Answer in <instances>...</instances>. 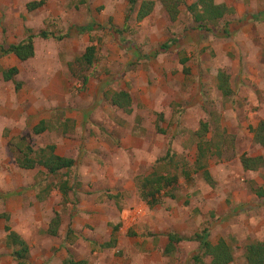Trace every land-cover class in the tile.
I'll return each instance as SVG.
<instances>
[{"label":"rangeland","instance_id":"obj_1","mask_svg":"<svg viewBox=\"0 0 264 264\" xmlns=\"http://www.w3.org/2000/svg\"><path fill=\"white\" fill-rule=\"evenodd\" d=\"M39 1L0 0V45H18L30 35L37 44V55L25 62L0 56V264H22L8 246L7 225L28 244V264H64L69 254L89 264H209L208 257L194 259V238L203 232L212 245L230 244L231 264H249L247 247L264 242V146L253 139L264 120V18L254 19L264 12V0H215L227 7L226 15L208 23L189 10L197 0H183L175 21L160 0H139L132 13L128 0H44L35 11L27 8ZM143 2L155 5L140 21ZM91 23L99 26L92 33L56 39ZM225 28L228 37L221 35ZM42 32L48 39L39 37ZM177 39L179 46L155 54ZM89 46L96 48L92 65L82 59ZM14 67L15 80L6 82L4 73ZM220 74L232 89L228 96L219 90ZM122 91L131 98L125 110L113 104ZM57 110L75 126L81 121L91 134L81 136L78 129L84 144L99 128L94 149L100 140L112 147L118 135L132 134L148 142L150 158L171 153L162 171L179 183L169 194L173 203L158 211L166 231L153 233L144 217L130 222L127 211L140 207L139 195L137 202L132 193L126 200L112 187L101 189L96 177L83 176L79 163L106 168L97 150L88 154L86 146L77 166L56 175L42 166H19L18 158L30 151L49 154L53 146L63 152L64 118ZM41 123L48 130L34 134ZM200 144L206 165L196 171ZM247 159H257L259 167L246 171ZM120 205V220L109 223ZM108 231L118 238L115 247L92 239L103 234L107 240ZM172 234L180 241L172 242Z\"/></svg>","mask_w":264,"mask_h":264},{"label":"trees","instance_id":"obj_2","mask_svg":"<svg viewBox=\"0 0 264 264\" xmlns=\"http://www.w3.org/2000/svg\"><path fill=\"white\" fill-rule=\"evenodd\" d=\"M161 3L165 6L170 18L175 21L177 18L178 13V6L179 4H183V0H160ZM130 5V13H132L136 6L138 5L139 0H128ZM45 4L44 0L39 2L30 3L27 5V8L30 11H35L41 8ZM154 2H143L141 4L140 10L138 12V19L141 21L142 19L147 18L154 9ZM227 7L224 5H217L215 0H197L196 3L189 6V10L194 14L197 22H217L224 18L226 15ZM264 18V12L255 16L254 19L259 21L260 19ZM204 29L209 30V26L205 25ZM99 26H96L94 23L88 24L86 26L75 27L70 29L69 33L64 36L56 37L57 40L62 41L65 38H69L75 34L83 35L89 34L95 31ZM119 33L118 30H115ZM224 32H220L221 35L224 37L229 36V30L225 28ZM219 33V35H220ZM39 37L43 39H48V33L42 32L39 34ZM36 36L30 35L26 41L19 43L18 45H10L9 47L1 46L0 45V56L5 55H15L20 61L25 62L30 60L35 55V48H34V40ZM179 46V40H174L171 43H165L158 49H156L155 54L160 55L164 53H168L172 50L173 47ZM95 46H89L86 50V53L83 55L82 59L84 62L86 61L88 65L93 64L94 59V52ZM146 58L150 59L149 56H145ZM82 60V61H83ZM19 72L18 68H11L7 72L4 73L3 77L6 82L14 81V76ZM219 90L222 92L224 96L229 95V91L227 88H230V85L226 81L227 77L225 75H219ZM231 89V88H230ZM232 90V89H231ZM227 91V92H226ZM113 104L122 108L127 109L131 105V98L129 94L126 92H119L114 94ZM129 112V111H128ZM43 122V121H42ZM204 124V123H203ZM203 131L205 130L208 132L207 124L203 125ZM48 129L46 127V123H41L40 126H37L34 129V134L40 135L46 132ZM254 140L256 143L264 146V120H261L258 127L254 130ZM207 144V143H206ZM199 155L196 160L197 168H204L205 161L203 156H205V149L202 148V145H199L198 148ZM49 154L45 149L40 150L39 152L30 151V153L25 155L24 159L21 157L18 158V164L21 168L26 170H34L37 166L44 167L50 174L56 175L63 170H72L75 166V161L66 157H59L55 154V147L51 146L48 149ZM33 154L35 158L31 156ZM170 157V153L167 155ZM172 159V158H171ZM249 161V162H248ZM257 159H247L245 162L243 161L244 168L246 170H256L259 166L257 163ZM204 164V165H203ZM203 165V166H202ZM184 175H189V173L185 170ZM204 177L206 179L210 178L209 172H204ZM177 178L174 177H163L159 175H155L149 179L140 180V190H141V197L144 201L148 204L155 205L160 203L161 198L157 199L156 195H161L162 192L166 193L168 189V185H174L177 182ZM64 195H67L66 188L63 187L61 190ZM169 195V194H168ZM174 197V196H172ZM5 218V215H3ZM8 222V221H7ZM52 225L58 226V219L52 221ZM58 229V227H57ZM116 230H119V227H116ZM5 232L7 233V241L8 246L14 249L13 256L16 260L22 262V264H28V254H29V246L26 241L17 233L12 231V229L7 225L5 227ZM117 237H113L112 240L106 244V247L113 248L115 247V243H117ZM195 241L199 244V254L195 256V261L200 263L203 261L201 256L208 257L210 259L209 264H231L234 261V250L230 246V244L225 241L221 240L218 244L212 245L209 240V234L203 232L195 236ZM170 240L173 242L175 240L180 241L179 236L172 234ZM246 257L249 264H264V242H257L251 244L247 247ZM64 264H88L86 260H77L73 257V255L69 254L67 259L64 261Z\"/></svg>","mask_w":264,"mask_h":264},{"label":"crops","instance_id":"obj_3","mask_svg":"<svg viewBox=\"0 0 264 264\" xmlns=\"http://www.w3.org/2000/svg\"><path fill=\"white\" fill-rule=\"evenodd\" d=\"M71 37L66 38V39L69 40ZM34 48H35V55H37L36 42H34ZM73 54L74 52H72V56ZM52 95H54V92ZM62 107H66V105H62ZM63 111L65 113H68L67 110H63ZM55 112L56 114L60 115V117L64 118L62 121V125H64L63 143H66L65 145L63 144V152L60 153L59 149L56 147L55 154L59 157H66V158L74 160L75 166H77V162L78 163L81 162L82 154L85 155L87 153V151L84 152L86 149V146L88 147V154H91L92 152H94V150L95 151L97 150L98 151L97 153H99L102 156V160L105 162L106 168H101V166L97 167L96 163L94 164L95 167L93 168L85 165L86 162L79 163L78 168L82 169L83 171L82 173L84 174L83 176L89 175L92 177H96L97 179H99L97 180L96 183H98V186L101 189H103L104 186L106 188L112 187L113 192L117 193V195H124L126 200L128 199V196L132 193L134 194L133 195L134 202H137L136 201L138 200L137 195H139V198L141 199L143 203H140V207L135 206L133 210L130 209L129 211H127L126 216H129L128 219L130 220V222L135 223L138 220V218L144 217V220H146L144 224L146 225V227H150L151 229L150 231H152L153 233H161V232L166 231V225L162 224L163 223L162 221H164L163 220L164 214L159 215L158 211H160V208L163 207L165 202H167V204L173 203L172 200L175 198H170L168 194L175 193L177 189L176 187L178 186L179 182H176L174 185H168L167 187L168 189L166 190V193L162 192L161 195H156L157 199L159 198L160 200L161 198L160 200L161 202L151 206L146 201H144L143 198L141 197V190H140L141 188H140L139 181L144 180V179H149L151 177H154L155 175H159L163 177H168V176L174 177L173 175L169 173L166 174L162 171L165 166H168L166 165L167 161L169 160L167 158L168 153L164 156V158H160V159L158 157L150 158V156L147 154L148 142L143 143L142 137L139 138L136 135L132 136V134H130L129 136L126 135L122 137H119L120 135H118V137H115V138H119L118 142L117 143L113 142L111 145L112 147L108 146V143L106 141L100 140L99 143H97L99 144V146H97V149L96 148L94 149L92 148L94 146H92L91 142L92 140H94L95 137H97V135H99L100 133L99 128L96 130V132H94L97 134L94 135V137H90L88 143L84 144L81 138L77 135L78 129H81L80 130L81 136L86 135V130L82 129L81 121L77 122V123H80L78 124V126H75L73 121L71 122L72 124L70 123V120L67 118L68 116L66 114L64 113L61 114L60 110H57ZM54 113L51 112L50 115H53ZM42 119L44 120L46 118L42 117ZM43 120H41V122ZM111 132H114L112 128H110V131H109L110 135H111ZM88 135L90 136L91 134L87 133L86 137H88ZM253 139H254V136H253ZM110 140L115 141L112 138H110ZM129 153H133V155L138 154L139 157L137 159H135L134 156L129 158ZM173 161L174 160H172L171 162ZM195 170L197 171L199 169L195 168ZM246 171H253V170L249 169ZM209 186L211 187L210 183H208L207 187ZM120 207H116V209L114 210L115 216L113 212L109 223L120 220L122 214L124 213V211H121L122 208L124 207L121 205ZM126 216H123L122 218H125ZM95 221L97 222V224L98 222L100 225L103 224L101 220H95ZM172 225H176V222H173ZM119 227H121V224ZM107 236H108L107 237L108 242L107 240H103V234L100 236H95L92 239L99 241L98 243H100L101 245L103 242H105L103 243V245H106L114 237L113 232L108 231ZM6 240H7V237H6ZM164 251H166V248L164 249ZM87 262L89 264V261Z\"/></svg>","mask_w":264,"mask_h":264}]
</instances>
